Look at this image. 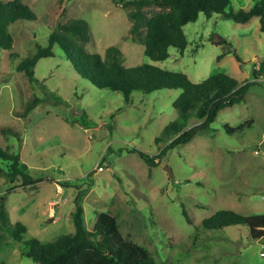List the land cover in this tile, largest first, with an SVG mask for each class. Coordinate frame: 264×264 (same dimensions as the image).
<instances>
[{"label":"rangeland","instance_id":"1","mask_svg":"<svg viewBox=\"0 0 264 264\" xmlns=\"http://www.w3.org/2000/svg\"><path fill=\"white\" fill-rule=\"evenodd\" d=\"M23 1L38 20L14 24L12 48H0V147L18 153L25 173L40 181L8 192L22 179L11 183L0 177L7 223L22 222L27 229L21 242L5 233L0 264H36L26 255V240L51 242L74 232L70 214L79 189L87 229L99 213L114 216L122 235L157 264H264V238L252 239L246 226L207 231L201 225L221 209L264 214V35L259 18L236 23L200 13L183 28L186 50L170 48L167 60L153 62L132 39L129 8L112 0ZM256 1L231 0L227 11L249 10ZM145 10L151 14L157 8ZM71 19L88 23L90 52L104 55L115 46L126 68L151 64L182 72L195 83L224 73L240 85L252 84L245 99L219 111L208 129L161 155L169 141L156 138L168 124L181 122L172 106L181 90L135 91L126 101L119 92L96 87L58 56L41 59L32 80L17 69L38 45L47 46L58 24ZM27 104L34 108L25 115ZM242 124L233 134L224 128ZM6 128L19 138L4 135ZM139 153L156 164L149 166Z\"/></svg>","mask_w":264,"mask_h":264},{"label":"trees","instance_id":"2","mask_svg":"<svg viewBox=\"0 0 264 264\" xmlns=\"http://www.w3.org/2000/svg\"><path fill=\"white\" fill-rule=\"evenodd\" d=\"M115 4L129 8L128 18L132 22L130 34L135 42L144 46V54L153 62H163L169 57V49L175 48L183 53L188 39L183 31L185 25L195 22L200 13L206 17L214 14L236 23H247L258 17L260 31L264 35V0H257L249 10L227 11L231 0H112ZM154 7L157 11L149 13L145 8ZM38 18L23 0H0V48L10 50L13 36L10 28L20 22H35ZM91 42L89 26L86 21L71 19L58 24L48 36V44L38 45L37 51L23 59L17 69L28 79H34V68L41 59L58 56L69 62L75 71L100 89L121 93L129 101L133 92L144 94L162 89H179L180 95L172 106L179 114L181 122H172L164 129L156 142L169 141L161 149L167 150L191 142L198 133L208 129L215 121L219 111L234 106L245 99L251 82L242 85L237 79L224 73L208 77L201 82H193L182 72H170L151 64L130 68L124 66L122 51L110 46L104 55L92 53L86 44ZM241 62V58L235 55ZM221 56L218 57L220 59ZM255 78L259 77L254 73ZM34 105L27 104V115ZM253 121H247L249 126ZM243 124L232 128L224 125L228 134L241 131ZM4 135L19 134L11 129H3ZM149 166L156 163L148 155L139 153ZM159 154V155H160ZM18 153L0 147V177L4 176L14 183L19 177L21 185L8 189L11 192L19 187H29L40 180H34L24 171ZM79 189V188H78ZM79 189L70 214L74 232L62 235L51 242H41L36 238L25 241L26 255L36 264H157L150 253L129 238H125L114 216L107 213L96 215L91 230L85 227L82 192ZM4 197L0 195V248L7 243L5 233L13 241L21 242L27 229L22 222L7 223ZM186 220L192 219L183 210ZM207 231H218L233 226H246L252 239L264 238V214L242 215L233 210L221 209L202 220Z\"/></svg>","mask_w":264,"mask_h":264},{"label":"water","instance_id":"3","mask_svg":"<svg viewBox=\"0 0 264 264\" xmlns=\"http://www.w3.org/2000/svg\"><path fill=\"white\" fill-rule=\"evenodd\" d=\"M167 171L169 173L170 180H173V174L171 172V169L167 168Z\"/></svg>","mask_w":264,"mask_h":264}]
</instances>
